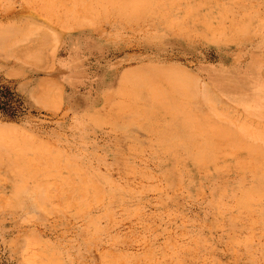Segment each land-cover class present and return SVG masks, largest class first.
<instances>
[{"label":"rangeland","instance_id":"rangeland-1","mask_svg":"<svg viewBox=\"0 0 264 264\" xmlns=\"http://www.w3.org/2000/svg\"><path fill=\"white\" fill-rule=\"evenodd\" d=\"M0 264H264V0H0Z\"/></svg>","mask_w":264,"mask_h":264},{"label":"crops","instance_id":"crops-1","mask_svg":"<svg viewBox=\"0 0 264 264\" xmlns=\"http://www.w3.org/2000/svg\"><path fill=\"white\" fill-rule=\"evenodd\" d=\"M75 35H76V34H72V35L67 34V35L64 36V38H75Z\"/></svg>","mask_w":264,"mask_h":264}]
</instances>
